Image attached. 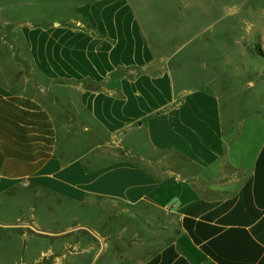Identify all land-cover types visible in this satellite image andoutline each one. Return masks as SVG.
Returning a JSON list of instances; mask_svg holds the SVG:
<instances>
[{
  "label": "crops",
  "instance_id": "1",
  "mask_svg": "<svg viewBox=\"0 0 264 264\" xmlns=\"http://www.w3.org/2000/svg\"><path fill=\"white\" fill-rule=\"evenodd\" d=\"M0 2L17 264H264V0Z\"/></svg>",
  "mask_w": 264,
  "mask_h": 264
},
{
  "label": "rangeland",
  "instance_id": "2",
  "mask_svg": "<svg viewBox=\"0 0 264 264\" xmlns=\"http://www.w3.org/2000/svg\"><path fill=\"white\" fill-rule=\"evenodd\" d=\"M21 12L26 13L29 11L28 10L22 11V9L20 8V3L0 2V22H2V18L7 16L6 13L8 15L9 14L17 15ZM21 20H23V19H21ZM21 22H23V21H21ZM239 33L241 34L242 32L241 31L238 32L236 30V33L234 35L235 36V45H244L245 41L241 40V35ZM258 58L261 59V64H259L257 66V68H255V67L250 68L251 72L247 73L249 76H251V75L255 76L257 74H260V72L262 73V68H264V57L261 56ZM248 59H250V58H248ZM248 63L251 64V62H249V60H248ZM229 74L232 75L229 78V80L231 83L234 84V87L237 90L238 89L237 87H239L241 85L240 82L242 81V79L235 80V78L237 77V75L239 73L236 74L235 72H230ZM263 81H264V79L261 80V83H263ZM260 90L264 91V85H262V88ZM232 91H234V90H232ZM243 95L244 94L242 93V90L238 89V97L239 98H240V96L243 97ZM244 98H245V95H244ZM11 196H14V195H12V194L8 195V199ZM13 201H17V202H15V205H17V203H19L18 200H13ZM15 208L19 209V207H16V206H15ZM20 208L22 209V211L24 210V208L22 206ZM12 211H15V210H12ZM15 215H17V214H15ZM6 220H7L6 218L4 220L0 217V264H17L18 261L20 260L19 257L23 254V252L25 251L24 249L26 247H30L31 249H29V250L31 251L36 242L37 243H43V242L48 240L47 237L42 236V235H46V234H44L43 230H41V229H44L45 227H34V226L32 228H30L32 231H30L28 234H26L27 236H24L22 239H20L19 237H16V236L9 238L8 237L9 231L4 230V225H3L4 223H6ZM28 251H26V252H28ZM26 252H24V253H26ZM44 264H54V261L49 259L47 261V263H44Z\"/></svg>",
  "mask_w": 264,
  "mask_h": 264
}]
</instances>
